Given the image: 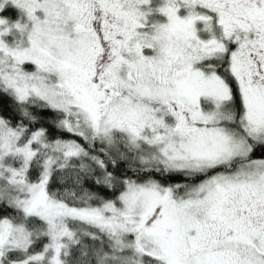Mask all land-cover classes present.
<instances>
[{"label": "snow or ice", "instance_id": "obj_1", "mask_svg": "<svg viewBox=\"0 0 264 264\" xmlns=\"http://www.w3.org/2000/svg\"><path fill=\"white\" fill-rule=\"evenodd\" d=\"M0 264H264V0H0Z\"/></svg>", "mask_w": 264, "mask_h": 264}]
</instances>
